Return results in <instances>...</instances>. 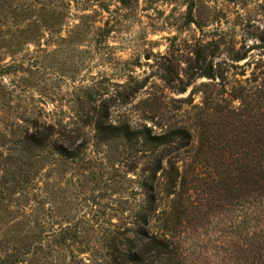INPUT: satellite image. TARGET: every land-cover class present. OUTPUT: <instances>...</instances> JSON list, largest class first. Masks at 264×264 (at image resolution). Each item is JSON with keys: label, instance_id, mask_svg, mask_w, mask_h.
<instances>
[{"label": "rangeland", "instance_id": "rangeland-1", "mask_svg": "<svg viewBox=\"0 0 264 264\" xmlns=\"http://www.w3.org/2000/svg\"><path fill=\"white\" fill-rule=\"evenodd\" d=\"M0 264H264V0H0Z\"/></svg>", "mask_w": 264, "mask_h": 264}, {"label": "trees", "instance_id": "trees-1", "mask_svg": "<svg viewBox=\"0 0 264 264\" xmlns=\"http://www.w3.org/2000/svg\"><path fill=\"white\" fill-rule=\"evenodd\" d=\"M184 92V90H183ZM146 137H149V135L147 134ZM157 140H162V138H156ZM155 145L159 144V142H156L154 143ZM152 191V190H151ZM152 192H150L149 194V200H150V208H152L154 206V203H155V195L154 194H151ZM145 223H147L145 221ZM141 236H143V238H140V239H136V241H132L131 243V247H129V250L131 251L133 249V247H139L140 245H143L145 244L146 240L147 242H149V245H152L154 247V249L156 250H168V245L162 241V240H159V239H156V238H149L147 237V235L145 234V232H142L141 233ZM135 244H138V245H135Z\"/></svg>", "mask_w": 264, "mask_h": 264}]
</instances>
